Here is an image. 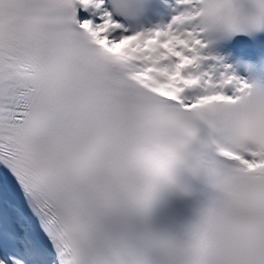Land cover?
<instances>
[{"label":"snow or ice","instance_id":"6c2138e0","mask_svg":"<svg viewBox=\"0 0 264 264\" xmlns=\"http://www.w3.org/2000/svg\"><path fill=\"white\" fill-rule=\"evenodd\" d=\"M0 264H264V0H0Z\"/></svg>","mask_w":264,"mask_h":264}]
</instances>
